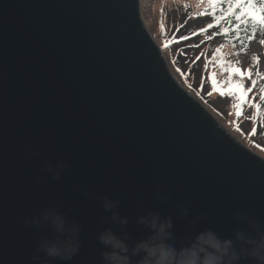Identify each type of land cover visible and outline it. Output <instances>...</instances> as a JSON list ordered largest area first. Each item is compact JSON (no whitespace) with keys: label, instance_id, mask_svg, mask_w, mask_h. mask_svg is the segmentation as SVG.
Listing matches in <instances>:
<instances>
[{"label":"water","instance_id":"obj_1","mask_svg":"<svg viewBox=\"0 0 264 264\" xmlns=\"http://www.w3.org/2000/svg\"><path fill=\"white\" fill-rule=\"evenodd\" d=\"M141 8L0 0V264H33L52 232L24 221L49 207L82 229L67 264H102L106 228L147 236L148 212L170 217L178 239L248 229L237 211L264 221V159L180 85Z\"/></svg>","mask_w":264,"mask_h":264},{"label":"clouds","instance_id":"obj_2","mask_svg":"<svg viewBox=\"0 0 264 264\" xmlns=\"http://www.w3.org/2000/svg\"><path fill=\"white\" fill-rule=\"evenodd\" d=\"M55 178H60L59 172ZM102 206L105 212L112 213L114 225L122 228L129 223L128 217L117 211L119 201L104 198ZM183 215L189 216L190 210L184 208ZM235 215L248 229L237 227L231 237H224L209 228L178 239L170 217L148 212L137 219L138 224L149 229L143 238L133 241L127 232L114 227L99 232L102 264H243L245 261L264 264V221L243 211ZM24 223L37 228L46 225L52 232L39 241L36 254L31 257L33 264H39L41 254L45 257L43 264H52L54 260L67 264L82 248L80 225L55 208L49 207Z\"/></svg>","mask_w":264,"mask_h":264},{"label":"rangeland","instance_id":"obj_3","mask_svg":"<svg viewBox=\"0 0 264 264\" xmlns=\"http://www.w3.org/2000/svg\"><path fill=\"white\" fill-rule=\"evenodd\" d=\"M140 3L144 24L164 51L166 63L173 75L179 80L180 85L198 98L209 109V112L240 142L256 152L253 146L249 144L252 143L253 137L249 136L257 130L259 123L264 125V89L258 83V87L253 92V88L248 85L247 81L260 77L261 83L264 82V71L261 73L257 71L259 66L264 70L262 59H255L253 56L254 65L251 64L247 69H243L240 67L241 57L231 47L224 44L211 45L209 43L203 48H198L196 52L189 50L185 56L180 58V71L184 72L181 74L173 61L175 59V54H172L173 47L178 43H173L176 36L173 37L172 32L178 26L181 29L177 35H184L198 29L194 25L195 19L202 17L207 7L212 3L209 0H140ZM257 46L260 47L261 43H257ZM199 58L201 60H198ZM196 62H200L202 65L201 75L206 73L209 77V82L204 81V89L201 87L202 76L199 74L200 72L191 70L192 65ZM225 68L229 70L226 71ZM232 70H238L242 76L236 75ZM213 74L218 81L217 86H213ZM237 84L240 85L239 94L227 92V88ZM218 88H224V93L229 95L228 101H224V103L218 101L219 106L226 111V119L211 104V99L215 100L221 94ZM252 92L253 94H251ZM239 113H245L244 120ZM242 131H246V135H243ZM258 154L264 159L260 153Z\"/></svg>","mask_w":264,"mask_h":264},{"label":"trees","instance_id":"obj_4","mask_svg":"<svg viewBox=\"0 0 264 264\" xmlns=\"http://www.w3.org/2000/svg\"><path fill=\"white\" fill-rule=\"evenodd\" d=\"M237 4L239 7L236 6ZM253 4L256 5V14L259 16V9L260 6L264 4V0H215L214 4H210L207 7L202 17L195 19L196 22L194 21V25H196L198 29L184 35H177L181 29V27L178 26L176 30L172 32V36H176L175 42L173 43H178L174 45V50L172 52V54H175V59L173 61L177 65L178 70L180 71L181 68L179 62L180 58L185 56L189 50L196 52L198 48H203L209 43L211 45L224 44L231 47V49L236 51L237 55L241 57L242 63H240V67L243 69H247L251 64L254 65V61L252 60L253 56L255 59H262L264 63V25L259 24L252 16L245 14V6ZM230 8L234 10L233 14H229ZM238 16L241 18L237 19ZM184 21L185 19L183 22ZM259 42L261 43L260 47L257 46ZM198 60L201 59L199 58ZM201 66L200 62H196L192 65L191 70L199 73L201 71ZM257 71L261 73L264 70L259 66ZM180 73L184 74L183 71H180ZM199 74L201 75L202 73L200 72ZM201 76V87L204 89V81L207 80L209 82V77L206 73ZM259 78H254L253 80L249 79L247 81L248 85L253 88V92L258 87V83H260L264 89V82L261 83ZM253 92L251 94H253ZM228 96L227 93H224L220 94L215 100L211 99L213 108L218 113L220 112L224 116V119L227 118L226 111L219 106L218 101L224 103V101L229 100ZM239 114L243 116L244 120L246 117L245 113ZM242 134L246 135V131H242ZM258 136H261V138H258ZM249 137H253L252 143L249 144L253 146L256 152L264 157V125L259 123L257 125V130Z\"/></svg>","mask_w":264,"mask_h":264},{"label":"snow or ice","instance_id":"obj_5","mask_svg":"<svg viewBox=\"0 0 264 264\" xmlns=\"http://www.w3.org/2000/svg\"><path fill=\"white\" fill-rule=\"evenodd\" d=\"M209 2L214 4L215 0H209ZM236 6L239 7L238 4ZM245 8H246L245 14L252 16V18L256 19L259 24L264 25V4H262L260 6V9H259L260 15L259 16H257V14H256V11H257L256 10V5H254V4L253 5H246ZM233 11L234 10L232 8H230L229 9V14H233ZM240 18L241 17H239V16L237 17V19H240ZM225 70L227 71L229 69L225 68ZM232 71L236 75H241L242 76V74L239 73L238 70H232ZM212 82H213V86H217L218 85V81L215 79V74H213V76H212ZM239 89H240V85L237 84V85H234L232 87L227 88V92L230 93V94H232V93L239 94ZM218 90L221 92V94H224V91H225L224 88H218Z\"/></svg>","mask_w":264,"mask_h":264}]
</instances>
